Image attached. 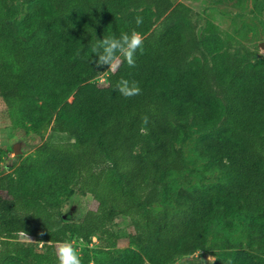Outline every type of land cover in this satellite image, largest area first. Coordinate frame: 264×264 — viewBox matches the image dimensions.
<instances>
[{"label": "trees", "instance_id": "trees-1", "mask_svg": "<svg viewBox=\"0 0 264 264\" xmlns=\"http://www.w3.org/2000/svg\"><path fill=\"white\" fill-rule=\"evenodd\" d=\"M6 2L0 0V98L41 141L17 178L0 177V264H58V242L112 239L119 219L128 221L133 248L83 254L82 264H201L194 257L214 221L233 232L234 218L246 214L264 228V59L252 63L225 51L219 38L205 45L210 59L200 58L197 13L172 0H28L17 33L18 12L5 13ZM132 29L144 37L135 67L123 62L113 73L91 62V45ZM99 72L107 73L105 85L96 82ZM121 78L137 81L141 93L122 96L115 89ZM186 123L203 131L194 152L205 172L223 171L227 179L189 195L168 192L174 210L155 212L173 173L186 169L177 148ZM48 132L70 140H44ZM69 188L96 202L80 220L50 203Z\"/></svg>", "mask_w": 264, "mask_h": 264}, {"label": "rangeland", "instance_id": "rangeland-1", "mask_svg": "<svg viewBox=\"0 0 264 264\" xmlns=\"http://www.w3.org/2000/svg\"><path fill=\"white\" fill-rule=\"evenodd\" d=\"M175 5L194 10L197 15L195 22L198 34L203 42V48L198 54L200 58L210 59L205 45L219 38L225 51L238 54L243 59L255 63L264 59L260 51L264 48V0H172ZM28 0H7L4 5L5 13L17 11L18 17L12 23V30L18 32V24L26 14ZM107 73L96 80L100 85L106 84ZM185 131L184 139L177 144L183 152L186 169L183 172L173 173L167 187L163 189L162 200L153 205L155 212L165 209L174 210L173 204H168L165 194L189 195L195 186H204L213 183H224L227 174L217 171L213 174L205 172L207 163L199 159L194 152L196 139L203 133L190 123L181 124ZM70 140L67 136L48 132L44 140ZM41 139L22 119L18 108L7 104L0 98V177L4 173L15 174L16 168L29 156L36 153ZM10 163L12 169L7 167ZM42 179L41 176H38ZM33 190L34 185L26 183ZM50 203H59L69 221L80 220L90 209L96 208L92 197H80L73 188L66 189L62 196ZM119 225L112 228L114 237L103 238L89 245L80 239L74 238L73 245L77 248L80 257L88 254L92 259L104 253L111 252L114 256L121 255L126 249L133 248L128 239L132 231L127 219H119ZM235 230H225L220 220L214 221L207 227V236L204 249L195 255L201 264H210V258H215L213 264H264V228L252 217L246 214L237 215L234 220ZM20 239L29 242V238L21 235ZM188 258L179 259L175 264H186ZM19 264H35L31 258L20 260ZM91 264H96L92 262Z\"/></svg>", "mask_w": 264, "mask_h": 264}, {"label": "clouds", "instance_id": "clouds-1", "mask_svg": "<svg viewBox=\"0 0 264 264\" xmlns=\"http://www.w3.org/2000/svg\"><path fill=\"white\" fill-rule=\"evenodd\" d=\"M143 23V17L137 16L135 24L139 27ZM144 37L143 34L136 29L130 32H121L119 36L105 35L102 40L94 45H91L92 58L98 57L97 60L91 58L97 67L108 66L110 72H116L123 62H126L129 67L136 66V53L138 50H143ZM260 55H264V48L261 49ZM104 71V72H107ZM104 72L101 74V81ZM115 89L124 97H133L141 93L139 83L135 80L125 78L119 79L115 84ZM143 121L147 124V117H143ZM23 235V233H22ZM94 242L96 236L91 238ZM55 255L58 264H82V260L77 248L72 242L65 240L56 244ZM215 258H210V264H213Z\"/></svg>", "mask_w": 264, "mask_h": 264}]
</instances>
